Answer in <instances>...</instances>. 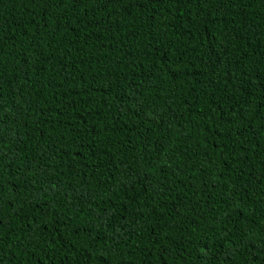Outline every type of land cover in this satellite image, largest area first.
<instances>
[{
    "label": "trees",
    "instance_id": "trees-1",
    "mask_svg": "<svg viewBox=\"0 0 264 264\" xmlns=\"http://www.w3.org/2000/svg\"><path fill=\"white\" fill-rule=\"evenodd\" d=\"M0 264H264V0H0Z\"/></svg>",
    "mask_w": 264,
    "mask_h": 264
},
{
    "label": "snow or ice",
    "instance_id": "snow-or-ice-1",
    "mask_svg": "<svg viewBox=\"0 0 264 264\" xmlns=\"http://www.w3.org/2000/svg\"><path fill=\"white\" fill-rule=\"evenodd\" d=\"M0 231H2V229H0Z\"/></svg>",
    "mask_w": 264,
    "mask_h": 264
}]
</instances>
